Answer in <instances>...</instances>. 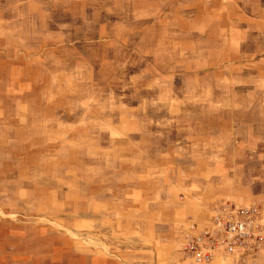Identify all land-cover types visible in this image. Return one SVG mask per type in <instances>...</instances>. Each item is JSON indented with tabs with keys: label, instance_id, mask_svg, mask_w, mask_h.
Instances as JSON below:
<instances>
[{
	"label": "rangeland",
	"instance_id": "374dc122",
	"mask_svg": "<svg viewBox=\"0 0 264 264\" xmlns=\"http://www.w3.org/2000/svg\"><path fill=\"white\" fill-rule=\"evenodd\" d=\"M223 11L0 0V264H264V45ZM224 203L256 245L193 259Z\"/></svg>",
	"mask_w": 264,
	"mask_h": 264
},
{
	"label": "built area",
	"instance_id": "2783aa9c",
	"mask_svg": "<svg viewBox=\"0 0 264 264\" xmlns=\"http://www.w3.org/2000/svg\"><path fill=\"white\" fill-rule=\"evenodd\" d=\"M253 207L236 203L220 204L211 216V223L188 237L183 250L196 260L209 261L220 253L250 250L256 245Z\"/></svg>",
	"mask_w": 264,
	"mask_h": 264
},
{
	"label": "crops",
	"instance_id": "0c3cea01",
	"mask_svg": "<svg viewBox=\"0 0 264 264\" xmlns=\"http://www.w3.org/2000/svg\"><path fill=\"white\" fill-rule=\"evenodd\" d=\"M147 3L167 6H203L210 12L219 8L220 12H227L228 9L235 8L234 13L241 15L240 20L245 21L239 27L251 29L250 37L255 40V44L264 45V0H145ZM249 24V25H248ZM246 36V35H245Z\"/></svg>",
	"mask_w": 264,
	"mask_h": 264
}]
</instances>
